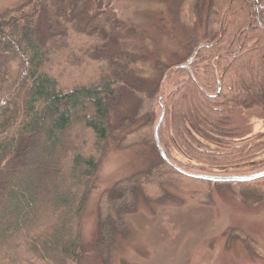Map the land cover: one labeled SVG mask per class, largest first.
Segmentation results:
<instances>
[{"label": "trees", "instance_id": "16d2710c", "mask_svg": "<svg viewBox=\"0 0 264 264\" xmlns=\"http://www.w3.org/2000/svg\"><path fill=\"white\" fill-rule=\"evenodd\" d=\"M89 1L28 0L0 13V264H83V216L110 140L160 158L101 195L105 264L139 195L165 203L169 189L183 190L207 205L213 184H228L238 200L264 205V178H204L264 157V135L236 140L228 127L238 107L264 104V0H162L191 55L159 63L155 88L137 76V54L112 49L114 8ZM163 113L159 141L170 162L155 133Z\"/></svg>", "mask_w": 264, "mask_h": 264}, {"label": "rangeland", "instance_id": "374dc122", "mask_svg": "<svg viewBox=\"0 0 264 264\" xmlns=\"http://www.w3.org/2000/svg\"><path fill=\"white\" fill-rule=\"evenodd\" d=\"M27 1L0 0V13ZM97 3L98 0H90L89 6L97 8ZM101 3L104 8H114L118 16L119 30L112 49L140 57L135 71L144 87L157 86L159 63L174 66L191 55L188 35L164 1L102 0ZM228 127L236 140L264 135V104L238 107L230 115ZM116 145L110 140L83 216L86 249L83 264H105L97 248L98 205L103 192L120 180L147 171L160 158L147 145L128 149ZM170 149L174 158L189 161L176 149ZM263 161L264 157L232 166L228 174L211 176H252L263 170L257 168ZM212 187L213 203L207 205L192 200L183 190L169 189L172 199L165 203H149L139 195L137 212L125 217L128 232L116 235L110 264H264V205L252 206L238 200L228 184L214 183ZM254 244L261 247L258 252Z\"/></svg>", "mask_w": 264, "mask_h": 264}, {"label": "water", "instance_id": "95a60500", "mask_svg": "<svg viewBox=\"0 0 264 264\" xmlns=\"http://www.w3.org/2000/svg\"><path fill=\"white\" fill-rule=\"evenodd\" d=\"M164 118H165V113H163L158 126L156 127V139H157V144L159 146V149L161 151V155L162 157L167 161L170 162V160L168 159L164 149L162 148L160 141H159V131L160 128L164 122ZM205 179H208L210 181H214V182H243V181H253V180H257L260 178H264V171L257 173L255 175L252 176H245V177H212V176H204Z\"/></svg>", "mask_w": 264, "mask_h": 264}]
</instances>
